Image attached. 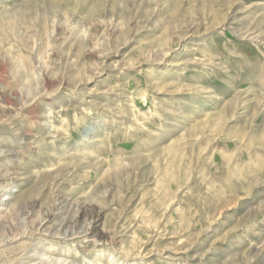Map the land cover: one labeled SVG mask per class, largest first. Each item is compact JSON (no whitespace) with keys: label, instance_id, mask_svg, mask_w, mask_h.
Listing matches in <instances>:
<instances>
[{"label":"rangeland","instance_id":"rangeland-1","mask_svg":"<svg viewBox=\"0 0 264 264\" xmlns=\"http://www.w3.org/2000/svg\"><path fill=\"white\" fill-rule=\"evenodd\" d=\"M0 264H264V0H0Z\"/></svg>","mask_w":264,"mask_h":264},{"label":"bare ground","instance_id":"bare-ground-1","mask_svg":"<svg viewBox=\"0 0 264 264\" xmlns=\"http://www.w3.org/2000/svg\"><path fill=\"white\" fill-rule=\"evenodd\" d=\"M3 150H4V149H3ZM5 152H6V151H5ZM9 152H11V151H9ZM32 195H33L32 192H30V191L27 192L26 195L22 197L20 203H22V204H24L25 202L28 203V201L33 197ZM22 204L19 205V207H18V209L16 210V212H18V211L21 210V208H22ZM39 254H40V253H39Z\"/></svg>","mask_w":264,"mask_h":264}]
</instances>
